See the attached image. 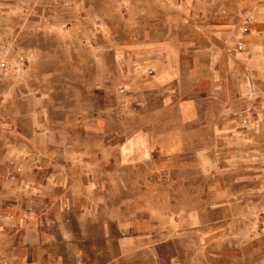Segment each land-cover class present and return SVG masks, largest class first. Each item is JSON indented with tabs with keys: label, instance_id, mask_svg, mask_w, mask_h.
<instances>
[{
	"label": "rangeland",
	"instance_id": "rangeland-1",
	"mask_svg": "<svg viewBox=\"0 0 264 264\" xmlns=\"http://www.w3.org/2000/svg\"><path fill=\"white\" fill-rule=\"evenodd\" d=\"M0 54L1 189L29 155L97 159L99 211L187 236L180 263L264 264V0H0Z\"/></svg>",
	"mask_w": 264,
	"mask_h": 264
},
{
	"label": "crops",
	"instance_id": "crops-1",
	"mask_svg": "<svg viewBox=\"0 0 264 264\" xmlns=\"http://www.w3.org/2000/svg\"><path fill=\"white\" fill-rule=\"evenodd\" d=\"M181 56L180 52L173 59ZM197 113L191 105L184 109L188 119ZM143 138L134 136L129 148L144 145ZM163 142L167 144L168 140ZM28 157L20 159L24 161L27 185L0 187V264L7 261L11 264H117L115 242L121 264H187L178 260L188 250L182 243L188 241L187 236H170L161 226L142 222L143 218L131 216L130 212L122 211L114 216L106 211L112 207L110 199L106 192H99L93 185L101 171L95 164L97 159L95 162L65 161L60 158L62 154ZM62 209L72 211L73 228L63 223L59 226V236H50V225L54 216L60 219ZM3 212L11 218L5 222L9 225L7 230L2 227ZM54 240L68 248L57 249Z\"/></svg>",
	"mask_w": 264,
	"mask_h": 264
},
{
	"label": "built area",
	"instance_id": "built-area-1",
	"mask_svg": "<svg viewBox=\"0 0 264 264\" xmlns=\"http://www.w3.org/2000/svg\"><path fill=\"white\" fill-rule=\"evenodd\" d=\"M239 50L243 49V45L240 44L238 47ZM10 53L11 50L9 49ZM8 55V54H7ZM8 60L6 59V57H4L3 55L0 54V74L1 75H5L6 72L8 71V69L10 68V64H8L7 62ZM29 64V60L27 58V56L19 54L17 57V61L14 64L15 68L18 69H25ZM125 90V87L121 86L120 87V91L123 92ZM4 264H11V262H4Z\"/></svg>",
	"mask_w": 264,
	"mask_h": 264
}]
</instances>
